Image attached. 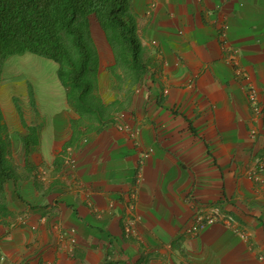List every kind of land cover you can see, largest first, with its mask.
I'll use <instances>...</instances> for the list:
<instances>
[{"label": "crops", "instance_id": "obj_1", "mask_svg": "<svg viewBox=\"0 0 264 264\" xmlns=\"http://www.w3.org/2000/svg\"><path fill=\"white\" fill-rule=\"evenodd\" d=\"M130 10L138 77L94 22V100H69L58 65L37 55L11 75L30 73L37 94L28 82L0 88L16 175L0 264H264V0H130ZM8 92H25L23 116ZM216 209L219 221L186 232Z\"/></svg>", "mask_w": 264, "mask_h": 264}, {"label": "trees", "instance_id": "obj_2", "mask_svg": "<svg viewBox=\"0 0 264 264\" xmlns=\"http://www.w3.org/2000/svg\"><path fill=\"white\" fill-rule=\"evenodd\" d=\"M97 23L116 65L131 79L144 70L130 0H0V75L5 61L31 53L52 60L68 99L81 107L94 100L100 58L92 37ZM2 114L0 110V121ZM5 127L0 123V220L12 216L6 182L15 181Z\"/></svg>", "mask_w": 264, "mask_h": 264}, {"label": "rangeland", "instance_id": "obj_3", "mask_svg": "<svg viewBox=\"0 0 264 264\" xmlns=\"http://www.w3.org/2000/svg\"><path fill=\"white\" fill-rule=\"evenodd\" d=\"M28 56H36V55L30 54V53H24V54H21V55H14V56L10 57L9 59H7L5 61L4 65H3V68H2L1 75H0V88L1 87L2 88L8 87V86H10V85H12V84H14L16 82L19 85L21 84V87L23 86L25 88L26 82H28L27 83V91L29 90V95L28 96L31 97V88H30L31 86H32L34 92L37 94L38 84L37 83H35V84L32 83L31 85L29 84V82L32 80L30 73H27L25 75V78H24V81H23L24 83L20 82V79L22 77H18V79H14V77H12V76H16V75H12V74L20 72L19 70H16L18 68V64L19 63H23V62H27ZM108 56H109V54L108 55L107 54H103L102 55L103 60H104L103 62H108L110 60H111V62H113V60L110 59L111 56H109V57ZM99 58H100V56H99ZM23 66L26 67L27 69H29L28 67H31L33 65H32V63H25V64H23ZM31 72H33V71H31ZM91 93H93L92 90H91ZM23 95H24V97H26L25 92H23V93H20V92H15V93L11 92V93H9L8 92V97L13 96V104H14V106L16 107V109L18 110V112L22 116H23L22 112H23L24 108H23V105H22V102H21L22 101L21 98H22ZM4 97H5V93H4ZM18 115L19 114H17V112H14L15 120H17V121H18ZM21 121H22V118H21Z\"/></svg>", "mask_w": 264, "mask_h": 264}, {"label": "built area", "instance_id": "obj_4", "mask_svg": "<svg viewBox=\"0 0 264 264\" xmlns=\"http://www.w3.org/2000/svg\"><path fill=\"white\" fill-rule=\"evenodd\" d=\"M248 99L249 102L254 106V108L257 109V92L255 88H250L248 92ZM124 114L122 113H116L114 118L118 120V127L121 130L128 131L130 130L128 124H126L123 120ZM252 136L256 137L257 133L256 131H252ZM152 149H148L145 152H143L142 156L145 158L151 153ZM264 155V152H263ZM221 218V215L219 214L218 210H212L211 213L205 214L204 212H198L194 216L193 220L190 222V224L186 227V232L191 235L195 236L198 235L200 232H202L206 227L215 224L219 219ZM226 225H230L231 218L226 217L222 220ZM71 242H74V240H71Z\"/></svg>", "mask_w": 264, "mask_h": 264}, {"label": "clouds", "instance_id": "obj_5", "mask_svg": "<svg viewBox=\"0 0 264 264\" xmlns=\"http://www.w3.org/2000/svg\"><path fill=\"white\" fill-rule=\"evenodd\" d=\"M152 43H155V42H152ZM21 55V54H20ZM14 56V55H13ZM10 58V57H9ZM249 100V99H248ZM252 105V104H251Z\"/></svg>", "mask_w": 264, "mask_h": 264}]
</instances>
